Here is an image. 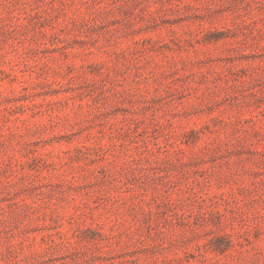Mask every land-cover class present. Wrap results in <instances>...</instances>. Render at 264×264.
I'll return each instance as SVG.
<instances>
[{
	"label": "rangeland",
	"instance_id": "1",
	"mask_svg": "<svg viewBox=\"0 0 264 264\" xmlns=\"http://www.w3.org/2000/svg\"><path fill=\"white\" fill-rule=\"evenodd\" d=\"M0 264H264V0H0Z\"/></svg>",
	"mask_w": 264,
	"mask_h": 264
}]
</instances>
